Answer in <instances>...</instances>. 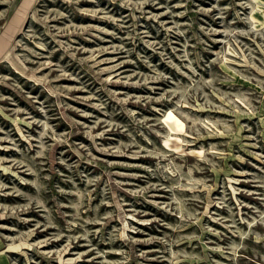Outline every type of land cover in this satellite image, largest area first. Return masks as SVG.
<instances>
[{
    "label": "rangeland",
    "instance_id": "1",
    "mask_svg": "<svg viewBox=\"0 0 264 264\" xmlns=\"http://www.w3.org/2000/svg\"><path fill=\"white\" fill-rule=\"evenodd\" d=\"M0 264H264V0H0Z\"/></svg>",
    "mask_w": 264,
    "mask_h": 264
}]
</instances>
